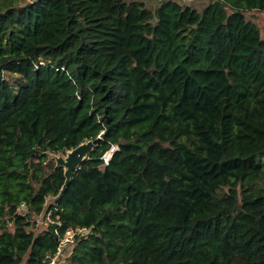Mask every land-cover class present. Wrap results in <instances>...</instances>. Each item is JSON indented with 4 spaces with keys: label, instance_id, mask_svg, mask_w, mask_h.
<instances>
[{
    "label": "trees",
    "instance_id": "obj_1",
    "mask_svg": "<svg viewBox=\"0 0 264 264\" xmlns=\"http://www.w3.org/2000/svg\"><path fill=\"white\" fill-rule=\"evenodd\" d=\"M249 12L264 0H0V264H48L69 228L88 234L63 264H264ZM90 140L37 234L65 182L48 153Z\"/></svg>",
    "mask_w": 264,
    "mask_h": 264
},
{
    "label": "water",
    "instance_id": "obj_2",
    "mask_svg": "<svg viewBox=\"0 0 264 264\" xmlns=\"http://www.w3.org/2000/svg\"><path fill=\"white\" fill-rule=\"evenodd\" d=\"M95 142L90 140L87 142L82 143L78 147L68 151L65 155L64 154H51L48 153L50 157H52L55 161L57 168H63L64 170V177L65 182L57 196L49 197L46 201L44 211L40 215L41 218L44 219L46 214L50 211L51 207L55 205L65 194L66 190L68 189L72 178L75 172L80 169L82 164L89 158L91 151L94 149ZM26 206H24L25 208Z\"/></svg>",
    "mask_w": 264,
    "mask_h": 264
},
{
    "label": "rangeland",
    "instance_id": "obj_3",
    "mask_svg": "<svg viewBox=\"0 0 264 264\" xmlns=\"http://www.w3.org/2000/svg\"><path fill=\"white\" fill-rule=\"evenodd\" d=\"M21 1L30 3L33 0H21ZM140 1L145 2L149 8H152L153 10H155L158 7L161 0H140ZM178 1L183 5H190L191 7L197 10H202L206 6L209 0H178ZM246 17L249 20L254 21L259 26L262 38L264 39V13L249 12L246 14ZM110 155L111 154H107L105 157V160L109 159ZM49 158L54 160L50 156ZM37 222L39 225L38 227L35 228V232L37 234L40 233L41 231H44V229L49 224V221L46 220V216L44 217V219L39 216ZM73 248H74V243L66 249L65 257L62 260L66 259L71 254V252L73 251ZM63 263L64 261L60 262L59 264H63Z\"/></svg>",
    "mask_w": 264,
    "mask_h": 264
},
{
    "label": "built area",
    "instance_id": "obj_4",
    "mask_svg": "<svg viewBox=\"0 0 264 264\" xmlns=\"http://www.w3.org/2000/svg\"><path fill=\"white\" fill-rule=\"evenodd\" d=\"M107 162L108 160H106V163ZM46 220L49 221L50 223L52 222L51 213L46 214ZM77 234L87 235L88 230L86 228L67 229L63 237L60 239V243H59L56 254L54 256H52L51 254L47 255L46 259L49 261L48 264H59L61 262V260L65 257L66 249L74 243L75 237L77 236Z\"/></svg>",
    "mask_w": 264,
    "mask_h": 264
},
{
    "label": "clouds",
    "instance_id": "obj_5",
    "mask_svg": "<svg viewBox=\"0 0 264 264\" xmlns=\"http://www.w3.org/2000/svg\"><path fill=\"white\" fill-rule=\"evenodd\" d=\"M111 155H110V158L109 159H107L108 161L111 159V156H112V152L110 153Z\"/></svg>",
    "mask_w": 264,
    "mask_h": 264
}]
</instances>
